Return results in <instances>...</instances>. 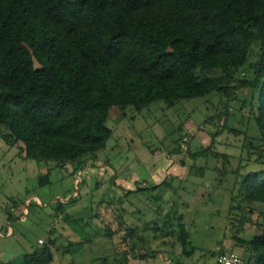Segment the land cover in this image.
<instances>
[{"label":"trees","instance_id":"1","mask_svg":"<svg viewBox=\"0 0 264 264\" xmlns=\"http://www.w3.org/2000/svg\"><path fill=\"white\" fill-rule=\"evenodd\" d=\"M253 47L256 61L248 64ZM244 69L247 77L234 79ZM215 70L222 76L199 77ZM241 92L250 94L264 147V0H0V138L21 145L26 159L62 165L102 151L111 108L173 107L215 95L224 110L208 124L221 122ZM47 184L48 175L40 177L39 185ZM237 195L243 209L230 208L239 212L232 214V241L245 248V264H264V213L259 235L235 237L251 223L248 207L264 205L261 174L246 175ZM181 219L167 237L190 257L195 249ZM120 220L121 247L101 264L159 256L148 243L166 244L161 229L145 237ZM54 250L50 241L22 264H51Z\"/></svg>","mask_w":264,"mask_h":264},{"label":"rangeland","instance_id":"2","mask_svg":"<svg viewBox=\"0 0 264 264\" xmlns=\"http://www.w3.org/2000/svg\"><path fill=\"white\" fill-rule=\"evenodd\" d=\"M257 50L252 48L248 64L256 61ZM221 76L220 70L199 73ZM246 77L244 69L234 79ZM249 101L250 94L241 92L221 122L208 124L224 110L225 102L215 95L173 107L157 101L111 108L105 148L62 165L26 159L21 145L0 138V264H22L25 255L41 248L38 241L55 242L51 264H101L114 257L126 235L118 217L141 236L158 229L166 235L164 246L148 243L159 253L154 260L127 264H216L222 251L237 254L245 264V248L232 241V214L239 212L230 208L243 209L237 194L246 175L258 173L264 181V147ZM224 123L226 130L219 129ZM45 175L48 184L40 186ZM248 209L251 223L235 236L244 241L259 235L263 224L264 205ZM180 217L195 249L190 257L181 256L179 243L167 237Z\"/></svg>","mask_w":264,"mask_h":264},{"label":"built area","instance_id":"3","mask_svg":"<svg viewBox=\"0 0 264 264\" xmlns=\"http://www.w3.org/2000/svg\"><path fill=\"white\" fill-rule=\"evenodd\" d=\"M38 245H43L38 241ZM216 258V264H244L243 259L233 252H220Z\"/></svg>","mask_w":264,"mask_h":264},{"label":"crops","instance_id":"4","mask_svg":"<svg viewBox=\"0 0 264 264\" xmlns=\"http://www.w3.org/2000/svg\"><path fill=\"white\" fill-rule=\"evenodd\" d=\"M7 234H9V232Z\"/></svg>","mask_w":264,"mask_h":264}]
</instances>
